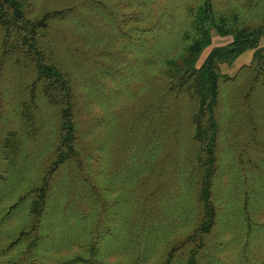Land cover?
Returning <instances> with one entry per match:
<instances>
[{
  "label": "trees",
  "instance_id": "obj_1",
  "mask_svg": "<svg viewBox=\"0 0 264 264\" xmlns=\"http://www.w3.org/2000/svg\"><path fill=\"white\" fill-rule=\"evenodd\" d=\"M101 24L146 67L112 114L137 60L97 49ZM235 244L264 264V0H0V264H225Z\"/></svg>",
  "mask_w": 264,
  "mask_h": 264
},
{
  "label": "rangeland",
  "instance_id": "obj_2",
  "mask_svg": "<svg viewBox=\"0 0 264 264\" xmlns=\"http://www.w3.org/2000/svg\"><path fill=\"white\" fill-rule=\"evenodd\" d=\"M217 3L219 4L220 7H228V6H233V5H245L246 0H217ZM252 13V11H250ZM101 31L104 32L105 36L102 39V41L96 42L97 44V49H102L104 48L105 51L107 52H112V53H118L124 51L126 58L132 59L131 62L137 60L136 62H133L135 64H128L124 65V70L127 72L129 75V86L127 88L123 89L120 96L116 97L113 101H111V105L108 109H101L99 107V104L95 103L94 104V110H100L104 111L106 113H114L116 111H123L124 108H126L131 102L133 101V94L134 92L138 91L139 93L147 92L146 88V83L144 80V72H145V64H144V55L139 52L138 49L130 48L128 51L127 48H125V45L127 44V41L124 40L119 31L115 28H108L105 25L101 24ZM213 43L212 46L207 48L205 52L202 55L203 59L205 55L208 53V51L216 45H225L231 41V37H222L216 33L213 34ZM88 47V45H87ZM131 51V52H130ZM253 52L252 51H246L244 52L238 59L234 62L233 65H227L223 64L222 69L224 72L234 75L238 69L244 65L250 62L252 58ZM130 62V63H131ZM104 79L108 84H106L108 87L112 88L113 86H116L117 80L113 79L110 76H104ZM119 82V81H118ZM109 90V89H108ZM110 104V103H109ZM108 114V115H110ZM106 127L103 129L104 136L109 135L112 133V127L110 124L105 125ZM106 157H110V154H106ZM179 232L183 233V231ZM239 246L240 244H235L234 246H231L229 250L224 251L225 253L223 254V258L225 260V264H238V259H239ZM65 251V250H64ZM63 252V251H62ZM264 255V249L260 250V255ZM160 252L147 264H154L157 262L159 259ZM264 257V256H263ZM262 258V257H261ZM49 264H56L54 259L50 260Z\"/></svg>",
  "mask_w": 264,
  "mask_h": 264
}]
</instances>
